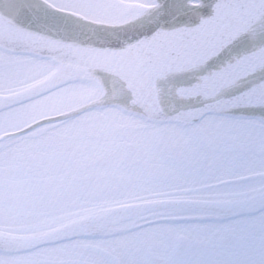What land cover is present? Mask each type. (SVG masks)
<instances>
[{
  "label": "snow or ice",
  "instance_id": "obj_1",
  "mask_svg": "<svg viewBox=\"0 0 264 264\" xmlns=\"http://www.w3.org/2000/svg\"><path fill=\"white\" fill-rule=\"evenodd\" d=\"M0 264H264V0H0Z\"/></svg>",
  "mask_w": 264,
  "mask_h": 264
}]
</instances>
